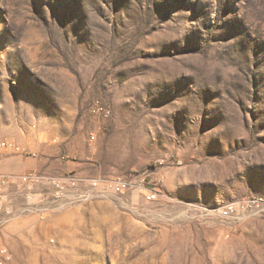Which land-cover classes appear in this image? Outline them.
<instances>
[{
    "label": "rangeland",
    "instance_id": "1",
    "mask_svg": "<svg viewBox=\"0 0 264 264\" xmlns=\"http://www.w3.org/2000/svg\"><path fill=\"white\" fill-rule=\"evenodd\" d=\"M2 141L7 210L33 168L158 193L39 211L41 185L13 264H264V0H0Z\"/></svg>",
    "mask_w": 264,
    "mask_h": 264
},
{
    "label": "built area",
    "instance_id": "2",
    "mask_svg": "<svg viewBox=\"0 0 264 264\" xmlns=\"http://www.w3.org/2000/svg\"><path fill=\"white\" fill-rule=\"evenodd\" d=\"M89 112L92 116L107 119L111 115L108 107L99 101H95ZM96 138L94 133L88 134L89 141H94ZM55 143V140H53ZM0 152H10L14 154L24 155L26 150L13 141L0 142ZM61 160H69V154H62ZM19 184L26 191L25 199L28 202L26 207L22 210L10 211L5 209V192L8 189L10 179L9 177L0 173V225H5L15 219L20 212H24L29 202L32 200V192L41 185L49 187V196L44 193L38 195L39 203L37 210H45L52 207L56 210H63L75 206H79L86 202H91L97 199H107L111 197H122L129 191H143L144 201L147 203L154 202L157 199L158 193L154 190L147 189L143 185L144 179H139L135 182L128 180L124 176L97 177L90 178L78 175L76 173H67L59 176H52L44 174L36 169H30L18 177ZM234 212V207L224 206L220 213L223 217H229ZM0 264H13L11 254L0 239Z\"/></svg>",
    "mask_w": 264,
    "mask_h": 264
},
{
    "label": "crops",
    "instance_id": "3",
    "mask_svg": "<svg viewBox=\"0 0 264 264\" xmlns=\"http://www.w3.org/2000/svg\"><path fill=\"white\" fill-rule=\"evenodd\" d=\"M34 169V168H33ZM30 170V169H29ZM37 170V169H36Z\"/></svg>",
    "mask_w": 264,
    "mask_h": 264
}]
</instances>
